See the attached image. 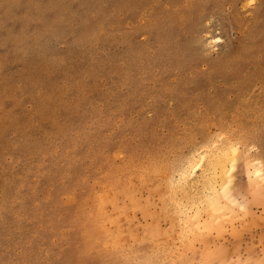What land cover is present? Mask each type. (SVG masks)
Wrapping results in <instances>:
<instances>
[{
	"label": "rangeland",
	"instance_id": "obj_1",
	"mask_svg": "<svg viewBox=\"0 0 264 264\" xmlns=\"http://www.w3.org/2000/svg\"><path fill=\"white\" fill-rule=\"evenodd\" d=\"M207 251L264 264V0H0V264Z\"/></svg>",
	"mask_w": 264,
	"mask_h": 264
},
{
	"label": "bare ground",
	"instance_id": "obj_2",
	"mask_svg": "<svg viewBox=\"0 0 264 264\" xmlns=\"http://www.w3.org/2000/svg\"><path fill=\"white\" fill-rule=\"evenodd\" d=\"M228 150V149H227ZM235 151V149L233 148L232 149V151ZM229 151V150H228ZM231 151V152H232ZM234 151H233V153H234ZM223 151H221V153H219V155L221 154H223L224 155V153H222ZM237 152V151H236ZM236 152H235V154H236ZM227 153H226V157H227ZM225 156L223 157V159L225 158ZM230 156V155H229ZM220 157V156H219ZM219 157H217V158H219ZM234 157V156H233ZM221 159V158H220ZM223 159H222V161H223ZM191 160V159H190ZM194 160V159H193ZM190 162V161H189ZM189 162H188V164H189ZM226 161H224V163H225ZM223 163V162H222ZM222 163H221V167H223L222 166ZM209 166H210V164H209ZM255 168H256V166H255ZM250 170H251V168H250ZM186 171V169L185 170H183V172H185ZM257 174H260L261 176H262V169L260 168V167H258L257 169H256V171H255ZM187 173V172H186ZM191 173V172H190ZM220 173H221V171H220ZM255 173V174H256ZM183 174V173H182ZM181 174V175H182ZM185 174V173H184ZM254 174V175H255ZM256 174V175H257ZM186 175V174H185ZM209 175H211V174H209ZM213 175V174H212ZM211 175V176H212ZM258 176V175H257ZM181 179V178H180ZM209 179H210V177H209ZM206 181L208 180V179H205ZM212 180V179H211ZM215 180H216V178H215ZM215 180H213V181H211V184H212V182L214 183V185L213 186H211L210 188H211V190H210V192L208 193V194H206V198L208 199V212L210 211L211 213L213 212V214H216L218 211H220V208H221V204H222V198H224V197H226L227 198V201L226 202H228V200H229V202H228V204L229 203H233V204H235L236 202H237V200L233 197V195H232V193H231V189L227 186V184H225V183H222L221 185H220V188H218V186L217 185H215V183H216V181ZM210 181V180H209ZM208 181V182H209ZM210 183V182H209ZM208 183V184H209ZM175 184V183H174ZM205 184H207V183H205ZM217 184V183H216ZM178 185V184H177ZM210 186V185H209ZM170 187V186H169ZM171 187H173V183H172V186ZM207 187V186H206ZM209 188V189H210ZM171 189V188H170ZM177 190H178V188H176ZM207 189V188H206ZM209 189H208V191H209ZM171 190H175V189H171ZM177 190H175V194H176V191ZM204 190V189H203ZM173 191L171 192V193H173ZM109 193V192H108ZM174 194V195H175ZM173 195V194H172ZM193 196H194V194H193ZM172 197V196H171ZM196 198V197H195ZM206 199V200H207ZM100 205H99V207H100V210L102 211L101 213H102V215H103V218H105V220L106 219H108V216L105 214V212H106V210H103L105 207H104V200L101 198L100 200ZM176 201V200H175ZM196 202V201H195ZM174 204H176V205H178V201H177V203L176 202H173ZM202 203V202H201ZM180 204V203H179ZM239 204V203H238ZM228 206H230V204L228 205ZM227 206V207H228ZM234 206V205H233ZM241 207V206H240ZM200 209V208H199ZM186 213V212H185ZM199 213V212H198ZM112 216V215H111ZM189 216H190V214H189ZM201 216V215H200ZM216 216V215H215ZM216 218H218V217H216ZM220 218V217H219ZM223 218V217H222ZM190 219V218H189ZM213 219H215V218H213ZM103 220V219H102ZM205 220V219H204ZM217 220V219H216ZM187 221H189V220H187ZM220 221H222V219L220 220ZM205 222V224H206V220L204 221ZM185 223H187V222H185ZM189 223V222H188ZM198 223V222H197ZM213 222L211 221V223H210V220H209V222H207V226L209 227V226H213V224H212ZM216 223V222H215ZM221 223V222H220ZM224 223V222H223ZM222 223V224H223ZM127 224V223H126ZM191 224V223H190ZM202 224H203V222H202ZM209 224V225H208ZM217 224V223H216ZM188 225V224H187ZM192 225V224H191ZM206 225H203V227L204 226H206ZM120 226V225H119ZM117 227V228H115V230L116 229H118V228H121V227ZM218 226H219V222H218ZM202 227V228H203ZM99 228H100V235H101V237L103 238V241H105V242H108L109 244H111L112 246H118L119 245V243H121V242H119V241H121L120 239H119V235H118V233H120L119 232V230L117 231V234H115V233H113V232H111V231H109V229H107L106 227H105V225L104 224H100L99 225ZM211 228H214V227H211ZM221 228V227H220ZM185 229H187V228H185ZM204 229V228H203ZM202 229V230H203ZM208 230H209V228H207ZM216 229H218V228H216ZM122 231L124 230L123 228L121 229ZM189 230H190V226H189ZM213 230V229H212ZM121 231V232H122ZM126 231V230H125ZM186 231V230H185ZM207 231V230H206ZM209 231H211V229L209 230ZM218 231V230H217ZM114 232H116V231H114ZM204 232V231H203ZM208 232V231H207ZM218 232H220V231H218ZM124 233V232H123ZM127 233V232H126ZM212 233V232H211ZM207 234V233H206ZM123 236H124V234H123ZM122 236V238H124ZM210 236V235H209ZM128 237V236H127ZM206 239L208 238V237H205ZM212 238V237H211ZM205 239V240H206ZM209 239V238H208ZM212 240V239H211ZM123 241V240H122ZM208 241V240H207ZM124 242V241H123ZM186 243H187V241H186ZM210 243V242H209ZM127 244H131V243H127ZM154 244V243H153ZM208 244V243H207ZM190 245V244H189ZM129 246V245H128ZM155 246V245H154ZM170 246V245H169ZM186 246V245H185ZM184 246V247H185ZM124 247V246H123ZM129 247H131V246H129ZM151 247V246H150ZM152 248H153V246H152ZM160 248V247H159ZM158 248V249H159ZM172 249V248H171ZM193 249V248H192ZM208 249V248H207ZM156 250V249H155ZM162 250V249H161ZM165 250V249H164ZM167 250V249H166ZM191 250V249H190ZM189 250V251H190ZM128 251V250H127ZM169 251V250H168ZM167 251V252H168ZM202 251V250H201ZM167 252H164V254L165 253H167ZM179 252V251H178ZM182 252V251H181ZM186 252V251H185ZM212 252V251H211ZM210 251H207L205 254H204V256L202 255V263L204 264V263H208V261L210 260V257L212 256V253H211ZM173 253V252H172ZM201 253V252H200ZM203 253V252H202ZM153 254V253H152ZM162 254V253H161ZM177 254V253H176ZM185 254V253H184ZM149 255H150V253H149ZM163 255V254H162ZM138 256V255H137ZM166 256V255H165ZM177 256V255H176ZM180 256H182V255H180ZM200 256V255H199ZM142 257V256H141ZM170 257V256H169ZM139 258V257H138ZM153 258V257H152ZM199 258V257H198ZM140 259H142V258H140ZM146 259V258H145ZM175 259V258H174ZM150 260H151V258H150ZM159 260V259H158ZM162 260H163V258H162ZM166 260V259H165ZM165 260H163V262L165 261ZM170 260H172V259H170ZM190 260V259H189ZM195 260V259H194ZM197 260V259H196ZM195 260V261H196ZM144 261V260H143ZM142 261V262H143ZM148 261V260H147ZM173 261V260H172ZM191 261V260H190ZM192 261H193V259H192ZM191 261V262H192ZM198 261H200V260H198ZM197 261V262H198ZM200 261V262H201ZM158 262V261H157ZM230 262V261H229ZM144 263V262H143ZM153 263V262H152ZM152 263H150V264H152ZM170 264V263H169ZM200 264V263H199Z\"/></svg>",
	"mask_w": 264,
	"mask_h": 264
}]
</instances>
